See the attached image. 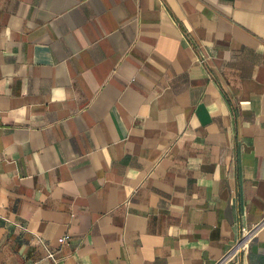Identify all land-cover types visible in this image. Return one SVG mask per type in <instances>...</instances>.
Segmentation results:
<instances>
[{
  "label": "crops",
  "instance_id": "1",
  "mask_svg": "<svg viewBox=\"0 0 264 264\" xmlns=\"http://www.w3.org/2000/svg\"><path fill=\"white\" fill-rule=\"evenodd\" d=\"M262 222L229 264H264V0H0V264H217Z\"/></svg>",
  "mask_w": 264,
  "mask_h": 264
},
{
  "label": "built area",
  "instance_id": "2",
  "mask_svg": "<svg viewBox=\"0 0 264 264\" xmlns=\"http://www.w3.org/2000/svg\"><path fill=\"white\" fill-rule=\"evenodd\" d=\"M262 224L263 222L248 228H243L239 240L233 244L230 250L218 261L217 264H229L238 256V254L247 250L250 241L257 235ZM66 240L67 236L59 239V243L62 244ZM50 257H52V255H50Z\"/></svg>",
  "mask_w": 264,
  "mask_h": 264
}]
</instances>
